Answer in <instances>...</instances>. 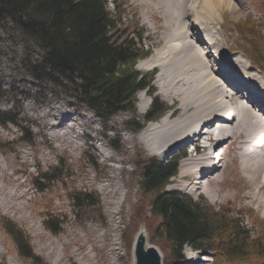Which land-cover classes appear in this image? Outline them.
<instances>
[{"label": "rangeland", "instance_id": "rangeland-1", "mask_svg": "<svg viewBox=\"0 0 264 264\" xmlns=\"http://www.w3.org/2000/svg\"><path fill=\"white\" fill-rule=\"evenodd\" d=\"M196 1L200 2V0L186 2L191 6L197 5ZM257 1L223 0L219 5L209 3L205 11V18L209 17L210 12V16L223 19L221 25L216 24L218 20L214 22L218 34H223L230 45L227 59L241 58L243 65L249 68L246 70L244 66H239L237 70H244L242 76L246 77L261 72L248 48L262 55L255 51L250 42L240 34L237 23L242 18H245V22L254 20L257 34L261 33L264 51V22L255 10L259 9ZM117 4H123L125 8L121 18L126 25H129L128 28L126 26L124 28L127 32L135 33L132 31L134 19L146 31L144 42L152 49L149 57L154 55L155 49L165 42L169 31L177 26L176 21L167 23L164 9L156 8L150 0H117ZM109 7L111 8L110 4ZM191 14L189 13L190 18H186L187 20L193 18ZM211 25L214 24L211 23ZM208 26L210 27L209 24ZM118 34L116 32L114 36L117 37ZM219 42L222 44L221 40ZM225 45L227 48V44ZM39 54L37 45L25 40L13 24L8 20L0 22V112H11L16 123L0 126V164L4 169L0 168V260L4 264H10L9 257H12L17 264H54L58 253L62 251L65 253L68 250L69 255L65 257L63 264H113L114 262V264H134L132 254L134 237L139 234V231H143L147 239L150 238L146 229L148 222L146 217L151 215L149 214L150 203L141 197L137 187L140 173L137 168L139 158L145 155H156L148 151L146 144L140 139L147 122L141 117L131 122V114L127 111L116 112L106 119L99 118L91 109L79 103L71 85H67L60 79L57 81L61 84H57L55 81L44 78L43 70H38L37 66ZM211 55L209 54V59L216 60L217 56L213 58L215 55L213 54L211 58ZM262 60L264 63V55ZM153 68L157 70L156 80L154 81L155 76L152 80L155 87L154 94L166 105L172 104L173 110H176L174 116L177 117L167 116L168 120L193 116L192 108L180 107V95L170 98L160 95L161 87L158 80L169 78L167 74H159L161 69L158 66L137 67L141 72H148ZM249 70L254 72L249 73ZM260 72L257 75L262 76L264 81V73ZM35 76L40 78L36 79ZM174 93L179 94L178 90ZM135 98V111L139 116H143L149 108L150 98L142 90L136 94ZM58 114L61 117L71 116V118H63V122H60L57 121L60 117ZM85 117L92 118L95 125L93 129L91 127L90 139L77 138L78 148L72 149L66 135L63 137L48 135L53 125L64 130L68 125L81 124ZM70 131L74 134V129ZM25 138L31 139L30 142L25 141ZM235 138L244 141L245 135L241 133ZM237 139L231 141L228 152L227 148L225 149L228 154L226 160L229 163L225 159L221 160V163H228L230 173L224 177L221 192L216 200H209L199 190L197 193L194 191V175L179 176L177 172L169 188L182 194H189L192 198L202 195L207 204L215 208L220 206L231 208L242 219L243 224L255 231L260 226V218H264V206L259 204L254 195L264 199V192L258 191L257 188L263 183L264 176L261 175L257 181H249L240 172V156L238 161L236 152L237 149H241L243 141L240 140L237 144ZM199 142L195 144L196 142L190 141L195 145ZM190 143L179 146V149L186 148L184 153L177 147L170 154L156 155V157L164 160L180 152L179 154H183L180 164L183 161L185 165L187 163L193 165L195 158L202 154H193L190 151ZM151 147L154 148L152 145ZM99 148L103 152L110 153L112 159H105L98 151ZM120 164L123 168L116 169V166ZM221 169L222 166L216 172L220 173ZM54 170L56 171L51 173ZM44 174H48L47 177H43ZM112 175L115 179L112 181L114 186H111L114 189L111 194L120 203L117 209L100 188L103 183H108L107 179ZM35 182L43 189H37ZM216 187L219 188L217 185ZM8 190L20 195L25 191L27 194L19 200L17 198L8 200L15 205L13 208H8L4 196ZM76 202L79 203L78 206ZM141 214L146 216L138 217ZM2 217L11 220L16 229L28 236V243L34 257L22 258L20 254H17V243L4 229L1 223ZM52 217L55 225L59 227L56 234L45 223ZM103 233L104 237L101 239ZM96 234L98 238L100 237L99 239ZM155 240H159L158 235ZM95 242L96 247H93ZM51 245L54 247L52 248ZM24 252L27 254L26 251ZM185 256L184 264H213L209 253L196 254L190 252L187 247ZM162 260L165 261V253H162Z\"/></svg>", "mask_w": 264, "mask_h": 264}, {"label": "trees", "instance_id": "trees-1", "mask_svg": "<svg viewBox=\"0 0 264 264\" xmlns=\"http://www.w3.org/2000/svg\"><path fill=\"white\" fill-rule=\"evenodd\" d=\"M120 9L116 7L115 14L110 13L105 0H0V22L8 20L25 40L42 51L37 66L45 79L61 84L57 81L60 79L71 85L78 99L98 116L129 108L137 118L133 110L135 92L149 86V74H140L134 64L147 51L135 47L132 38L114 37L115 31L121 30ZM259 12L264 22V9ZM256 29L254 21L247 20L240 21L238 30L263 56L261 33ZM254 54L257 60L262 59ZM165 108L153 97L145 118H156ZM13 120L9 111L0 112V123ZM178 161L179 156H174L165 162L147 158L141 163L140 188L151 207L147 225L161 234L159 244L169 262L180 261L183 244L190 242L193 248L212 251L214 264H264V259L260 260L264 257V223L252 234L231 208L216 210L203 198L192 200L175 191H163L176 173ZM1 219L20 253L26 251L24 256L32 257L26 235L11 220ZM46 223L53 231L58 229L54 219Z\"/></svg>", "mask_w": 264, "mask_h": 264}, {"label": "bare ground", "instance_id": "bare-ground-1", "mask_svg": "<svg viewBox=\"0 0 264 264\" xmlns=\"http://www.w3.org/2000/svg\"><path fill=\"white\" fill-rule=\"evenodd\" d=\"M150 1L156 8L164 9L162 10L167 17V23L176 21L175 24L177 26L169 31L165 42L155 49L154 55L140 61L137 67L158 66L161 69L159 74H167L169 78L168 80H158L161 87L160 95L164 98L180 95V107L183 109L192 108L193 116H184V118L179 120H168L167 116H173L172 118L177 117L173 115L176 110H173L171 114L161 117L158 120L159 122L149 123L146 126V131L145 129L143 132L141 131L140 139L146 144L148 151L156 155L170 154L177 147L179 149V146L187 145L190 141L196 142L195 144L199 141L206 143L207 147L202 148L204 154L201 151L200 154L202 155L195 158L193 165H188L189 163H187L186 165L188 166H186L185 162L182 161L179 166L178 175H194V191L197 193L199 190L209 200L213 201L217 199V195L221 192L224 177L230 173L229 162L226 160L228 157L227 150L231 141L237 139L235 138L236 135L241 133L245 135L244 141L240 138L239 140L237 139V144L240 140L243 141L242 145L241 143V146L239 145L241 149H237L236 152L238 161L240 156V172L249 181H257L261 175L264 176L263 77L257 75L260 71L254 74V76H242L244 70H237V67L244 66L241 58L232 59L236 57H230L232 60L227 59L230 53V49H228L230 45L228 44V40H225L223 34L219 35L215 28L216 24L221 25L223 19L221 20V17L210 16V12L208 14L209 17L205 18V11L209 7V3L219 5L222 4L223 0H200V2L196 1L197 5L193 4L191 6L186 2L187 0ZM196 6L198 7L197 9L194 8ZM189 13H192V20L186 19L190 18L188 17ZM211 17L213 18L211 19ZM217 20L218 23L215 24L214 21ZM211 23L214 25H211ZM213 34L214 36H212ZM166 40L168 41L166 42ZM219 40L222 41V44H220ZM202 42H204L203 45ZM225 44H227V48ZM223 48H226V50H222ZM209 54H215L213 58L217 56V58L215 57L216 60L209 59ZM244 67L246 70L249 68L247 65ZM248 72L253 73L254 71L249 70ZM243 86L246 87L244 88L246 94L244 93L240 96L235 90H239ZM177 90L179 94L174 93ZM254 95H257V98ZM45 109L47 110L48 107ZM63 118L70 119L71 116L61 117L60 115L57 121L63 122ZM93 125H95V122L92 118L85 117L81 124L68 125L64 130L53 125L48 135L51 137H63L66 135L72 149L78 148L79 143L77 138L90 139ZM70 129H74V134L71 133ZM195 144L190 143L189 145H193L195 150L198 151L199 144ZM185 149L179 150L180 152L183 150L182 152L184 153ZM98 151H100L105 159H112L110 153L103 152L100 148ZM224 159L228 163H221V160ZM120 165L116 166V169L121 170L123 166ZM221 166L220 173H217L216 171ZM0 168L4 170L1 164ZM113 179H115L114 175L107 179L108 183L100 185V188L106 194L105 197H109V200L111 199L110 201H112L113 206H116L117 209V205L120 203L111 194L112 189H114L111 186L113 185ZM262 182L257 188L258 191L262 190L264 192V177ZM26 194L25 191L21 195L15 191L8 190L5 192L4 196L7 200L8 208L15 206L14 203L8 200L16 198L19 200L25 197ZM254 198L258 199L259 204L264 206V199L256 195H254ZM103 237L104 233L101 234V239ZM99 238L97 236V239ZM93 247H96V242L93 244ZM67 255H69L68 250L65 253L64 251L59 252L54 264L58 262L63 264L62 262ZM11 258L9 257L10 264H17Z\"/></svg>", "mask_w": 264, "mask_h": 264}, {"label": "water", "instance_id": "water-1", "mask_svg": "<svg viewBox=\"0 0 264 264\" xmlns=\"http://www.w3.org/2000/svg\"><path fill=\"white\" fill-rule=\"evenodd\" d=\"M134 253L135 264H161L158 251L153 246H146L143 235L137 237Z\"/></svg>", "mask_w": 264, "mask_h": 264}]
</instances>
